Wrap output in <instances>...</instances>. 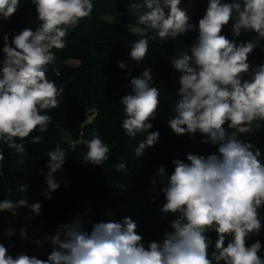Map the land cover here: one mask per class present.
<instances>
[{
    "label": "clouds",
    "instance_id": "clouds-1",
    "mask_svg": "<svg viewBox=\"0 0 264 264\" xmlns=\"http://www.w3.org/2000/svg\"><path fill=\"white\" fill-rule=\"evenodd\" d=\"M32 2L39 26L35 30L24 28L11 41L5 35V55L0 61V141L21 154L25 145L16 143V139L25 140L38 127L43 132L51 116L41 113L58 107V97L63 92L47 78L46 67L55 61L52 50L63 49L68 32L93 10L92 0ZM19 3L20 0H0V17L13 16ZM143 4L147 11L137 23L144 29L130 51L137 65L144 61L149 49L144 32L153 30L164 41L197 30L181 9V0H143ZM229 24L235 37L243 30L254 32L257 39L239 44L228 39L222 33ZM261 40L264 0H208L206 13L199 19L196 41L190 49L178 50L171 58L172 67L181 75L179 99L169 127L178 136L199 132L208 138L204 143L217 146V153L188 154L190 163L173 160L174 172L167 176L162 188L166 198L162 211L173 214L175 219L170 222L171 231H165L161 240L145 245L130 217L95 223L89 232L84 228L83 217L76 216L47 237L52 251L46 260L27 254L14 258L0 243V264H264L259 256L261 243L257 240L247 246L248 237L259 235L262 228L259 209L264 207V163L259 159V150L253 151L252 144L238 138L252 130L254 121H264V65L253 68L248 62ZM118 66L127 68L123 62H118ZM128 75L132 77V72ZM152 83V69L145 68L130 79V94L120 98L126 135L135 138L147 132L146 139L135 148L137 158L143 157L146 148L153 147L159 139L158 131L150 132L153 124L149 121L156 118L160 106L159 89ZM96 111L88 108L86 116ZM41 142V136L31 141ZM82 143L87 148L84 159L93 166L108 160L110 148L98 134ZM48 156L44 195L51 200V193L60 188L56 173L63 169L67 157L59 145ZM3 159L0 152V160ZM113 167L118 172L127 169L123 162ZM159 172L165 173V168L161 166ZM28 187L21 185L18 190L26 194ZM19 208H28L38 216L42 204H29L26 198L0 201V211L16 215ZM210 231L218 234L211 254L212 241L206 235ZM7 234L12 236L13 231L10 229ZM20 236L28 239L24 229ZM227 237L231 240L225 247ZM36 244L43 246L41 240Z\"/></svg>",
    "mask_w": 264,
    "mask_h": 264
},
{
    "label": "trees",
    "instance_id": "trees-1",
    "mask_svg": "<svg viewBox=\"0 0 264 264\" xmlns=\"http://www.w3.org/2000/svg\"><path fill=\"white\" fill-rule=\"evenodd\" d=\"M230 2V0H229ZM93 10L89 17L68 32L65 47L53 49L55 61L46 67L47 78L54 81L63 92L58 97L59 105L42 111L51 116V121L42 132L38 127L25 140L16 139V143L25 145L24 153H17L0 141V201L10 199L16 202L26 198L29 204L40 202V215L30 213L28 208H19L16 215L0 211V243L14 258L27 254L39 259H47L52 245L47 237L53 235L61 224L70 223L72 215L81 216L82 206L90 205L91 213L84 219V228L91 231L92 225L101 221H122L130 217L136 222L137 232L147 245L159 241L165 231H171L169 225L175 216L162 211L166 198L162 188L166 186L167 176L174 172L173 160L186 163L188 154L208 156L217 153V146L197 132L194 136H178L169 127V119L175 115V104L179 97L180 73L171 65V58L178 50L190 49L198 36L199 19L204 16L208 0H181L183 10L189 16V22L196 31L188 32L172 40H160L155 31L148 30L144 36L149 39V49L144 61L136 64L130 57L132 44L141 38L143 25L137 23L139 16L147 11L143 0H92ZM166 13L168 9H165ZM113 17L118 24L104 20ZM40 21L37 19L32 0H20L18 10L8 19L0 17V61L4 36L11 41L24 28L35 30ZM130 29H129V28ZM230 40L241 42L254 41V32H241L239 37L232 33V25L223 29ZM155 37V38H153ZM118 62L127 65L120 69ZM248 62L254 68L264 65V40L250 54ZM3 65L0 63V69ZM145 68L152 69L153 83L160 92V106L150 132H159L158 142L145 150L143 157L137 158L135 148L147 137V132L131 138L122 129L125 118L120 98L130 94V79L140 75ZM132 72L129 77L128 72ZM251 75H245L248 79ZM88 108L97 109L86 116ZM83 124V127L81 125ZM252 130L240 134L238 138L259 150L261 163H264V121H254ZM226 130L231 134L230 129ZM98 134L110 148L109 158L101 166H93L84 157L87 152L84 140H90ZM35 136H41L42 142L32 144ZM59 145L66 152L63 169L56 173L60 188L51 193L49 200L45 177L50 163L48 153ZM125 163L126 171L118 172L115 164ZM163 166L165 173H160ZM43 173V174H42ZM29 185L26 194L18 189ZM262 228L259 235H250L247 246L257 240L261 243L259 256L264 259V207L259 209ZM13 235L9 236V230ZM26 230L28 239H22L21 230ZM212 241L209 248L215 251L218 234L208 232ZM37 240L43 246L36 244ZM231 240L226 238L225 247ZM215 264V261L213 262ZM223 264V261L220 262Z\"/></svg>",
    "mask_w": 264,
    "mask_h": 264
},
{
    "label": "rangeland",
    "instance_id": "rangeland-1",
    "mask_svg": "<svg viewBox=\"0 0 264 264\" xmlns=\"http://www.w3.org/2000/svg\"><path fill=\"white\" fill-rule=\"evenodd\" d=\"M181 9L183 10L182 6H180ZM104 20L105 21H108V22H112L114 24H118V21L113 18V17H104ZM129 28V27H128ZM130 29V28H129ZM91 213V208H90V205L88 204H85L82 206V214H81V217H83V219H85L89 214ZM76 217V215H72L71 218H70V223L71 221Z\"/></svg>",
    "mask_w": 264,
    "mask_h": 264
}]
</instances>
